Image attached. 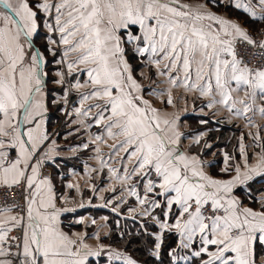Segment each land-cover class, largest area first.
Returning a JSON list of instances; mask_svg holds the SVG:
<instances>
[{"label":"snow or ice","instance_id":"snow-or-ice-1","mask_svg":"<svg viewBox=\"0 0 264 264\" xmlns=\"http://www.w3.org/2000/svg\"><path fill=\"white\" fill-rule=\"evenodd\" d=\"M258 2L264 9V0ZM228 3L252 19L264 21V12L258 16L250 2ZM39 12L51 18L52 22L45 21L49 31H58L60 43L69 46L63 55L78 54L67 64L68 72L86 66L93 90L82 95V102L92 98L104 101L103 107L76 108V114L87 117L93 107L100 109L96 124L106 121L108 137H122L112 145L114 152L122 149L129 160L135 159L131 173L125 166L123 176L109 168L113 177L125 182L154 172L158 178L147 179L143 199L134 187L129 189L141 205L149 200L148 193L165 197V219L153 216L159 231L147 233L155 237L150 255L159 260L164 233L175 232L178 248L189 254L180 255L178 248H172L168 252L171 264H192L193 258L203 255L207 259H201L200 264H257L256 246L264 247V210L241 207L232 193L254 174L264 175V144L258 145L262 152L255 166L247 163L241 145L246 171L237 166L236 175L228 180L208 175L199 156L181 144L180 117L162 114L144 99L125 46L130 45L134 55L146 57L173 88L196 92L207 98L204 107L220 106L259 129L248 114L264 117V38L256 40L239 23L204 5L193 9L181 0H37L34 7L28 0H0V186L23 187L26 201L24 215H7L12 209L0 208V264H89L90 257H100L106 251L103 244L93 247L83 235L74 239L60 228L61 212L72 209L57 208L50 179L39 178L41 165L55 150L53 141L40 154L49 136L42 127L48 111L46 73L41 70L44 57L33 50ZM241 48L256 50L259 58L246 57ZM56 75L55 83L62 84L64 73ZM166 103L175 107L171 90ZM254 139L260 140L259 130ZM102 140L97 135L93 143ZM194 143L200 144L199 135ZM228 159L226 156V164ZM149 202L153 208L161 207L157 200ZM174 205L179 213L174 223H168ZM142 215L150 213L145 210ZM15 230L21 235H12ZM197 237L201 246L195 250ZM107 255L123 264H138L114 249L107 250Z\"/></svg>","mask_w":264,"mask_h":264},{"label":"crops","instance_id":"crops-1","mask_svg":"<svg viewBox=\"0 0 264 264\" xmlns=\"http://www.w3.org/2000/svg\"><path fill=\"white\" fill-rule=\"evenodd\" d=\"M224 1L228 3V0H224ZM181 2L184 4L191 5L193 9H195L200 5H204L207 10L215 13L216 15L235 21L239 23L246 30L249 29L245 25L244 20L231 18L225 12L215 11V9H213V7L210 5V2H207V0H203L202 2L199 3H193L182 0ZM241 2H250L254 7V10L256 11L258 16L262 12H264V9H262L259 6L258 0H241ZM248 16L251 17L250 15ZM45 18H50V17L45 16ZM255 21L263 22L261 20H255ZM45 28L48 29L47 27ZM262 28H264V25H262ZM53 34L55 35L54 37H49L50 45H51L50 47L57 49L59 53V59L56 63H54L56 68L58 67V69L54 70L52 74L55 78L59 79L56 73L58 71L64 73V77H63L64 82L62 84H58L54 82L53 85L54 86L65 85L67 91L66 93L67 103L71 102V97L73 95L75 100L74 107L71 109L67 106L66 103V108L64 109L65 111L64 116L68 121L67 129L69 130L68 131L69 133L63 137L62 141L61 140L59 141L56 135L58 128L57 127H53L51 129L48 128L50 108L48 106V100H47L48 99V92L46 88L47 76L46 75L44 76V80H45L44 99L48 111L44 116L42 127L47 131L49 140L45 142V145L41 149V151L46 147L48 148V146L52 145V142L55 141V144L53 145L55 150L50 152L51 163L49 167L50 169L48 170L50 173V176L48 178L50 179L53 186V194L55 197L56 207L59 209H64V208L72 209V211L61 212V215L59 217V222H60L59 226L64 232L68 233L74 239L77 238V234L83 235L85 241L93 247L103 244L106 248V251L100 257L107 256V250H110L112 248L105 242V239L108 237L110 232V228L108 226L105 217L104 218L102 217L98 220H94L93 217L89 215L80 218L78 217L71 218L70 221L67 222L68 226L69 225L71 226L73 224H79L82 225L84 228L82 230H73L72 232H69L67 230V226L64 225L66 224L64 217L68 215H74L79 210L86 208L105 209L111 212L113 211V208L118 210L117 204H121V203L123 204L125 201H128L130 198H133L137 202V204L134 205L131 209H135V211H130L131 210L130 209L128 211L127 216L130 218H135L136 216L144 217L142 213L145 210H148L150 215H147L145 217H151L153 220V216L158 217L156 214V210L163 209V214L165 211H167L165 197L155 196L152 193H148L147 195L149 197V200H145V203L141 205L137 197L132 196L129 193V189L134 187L139 197L143 199L145 197L144 186L147 183V179L158 181V178L156 177L154 172L151 173V175L148 177L132 176L131 179L125 182H121L117 180L115 177H113L112 173L109 171V168L117 169L118 174L120 176H123L125 174L124 173L125 166L127 167L128 172L131 173L132 167L135 164V159L133 158L132 160H129L127 154L122 149L119 151L118 154L114 152L112 145L118 144L119 140H121L122 137H117L116 139L109 138L105 128L106 121L102 122L99 125L96 124L95 122L97 119L96 114L97 112L100 111V109L93 107L87 117L83 116L82 114L81 115L76 114L75 111L76 108H82L83 111H86L89 108V105L100 104L103 107L104 101L92 98L82 102V95L89 94L93 90V86L89 83V77L87 75V72L84 70L86 66L78 65L74 67L71 73H69L67 69V64L74 61L78 54L69 53V55L65 57L63 53L69 46L60 43L61 36L58 31H51L50 35L52 36ZM52 41H55V43H52ZM33 50L42 53L40 49L34 44V42H33ZM53 53H55V51L52 52V55ZM140 58L142 60V68L137 73V76L134 73V71H133V75L137 79V81L143 86L142 95L144 99H147L152 106L158 108L162 114L164 113H167L169 115L176 114L180 117L178 121V126H179V130L184 134L183 137L181 138V144L186 150L190 151V154L195 155L191 152L190 148L192 144H194V140L197 137V135L191 134L188 122L185 119L190 116H214V120L218 119L230 125L236 123L237 125H240L242 127V134L240 136V141L237 150L238 152L241 153V145L243 144L244 153L246 154V158H247V163L252 166H255L257 164V161L259 159V154L262 151L256 152L255 150L256 139L254 140V137L256 136L258 130H259V136H262V133H264L263 131L264 117H261L259 113L248 114L249 116L252 117L253 124H255V122L260 121L259 124H257L259 126V129H257V127H253L252 124H250L247 119L243 117H236L233 114L228 113L226 109L221 108L220 106H217L216 108H212V109L206 108L204 107V105L207 103V98H201L198 93L186 91L183 87L173 88L168 83V78L166 76H160L157 74L156 67L150 64L146 57H140ZM45 65H46V59L44 57V62L41 65V70L44 73H46ZM71 79H73V81H71ZM77 83L83 86L77 88L75 87ZM153 90H155V93ZM169 90H171L175 107H173L172 105H168L166 103ZM240 95L243 96V93H240ZM60 101H62V98L56 101V103H59ZM65 102H66V98H65ZM259 103L260 101H257V104ZM108 114L109 113L106 112L105 116H107ZM97 135H100L103 138V140L95 141V143H93ZM84 144H88V147L83 148ZM97 148L100 149L99 152L96 151ZM82 152H87V157L84 161V164H82L83 169L81 171L77 166L72 164L69 167L68 171L66 172L64 171V176L63 175L61 176L59 173L55 172L54 168L51 166V164L53 166L58 164L59 166L58 162L60 163L63 162L66 165H68V162H66L68 161V159L76 158L80 156ZM12 155L14 156L15 153L13 152ZM241 159H242L241 162L237 166H239L241 168V171L244 172L246 171L244 167L245 165L244 154H242ZM200 160L203 162L204 171L215 179L228 180L236 175V172L233 171L231 175L227 178L214 177L210 173L209 163H207L201 158ZM101 161H103L104 163L102 164ZM258 176L260 175L254 174L251 180L247 181L245 184L237 185L234 188L232 195L237 198V200L240 202L241 207L252 208L242 202V199L239 195H237L236 190L240 187L245 188L247 184H249L253 179H255ZM39 178H43L42 168H40ZM68 185H73V187H68ZM156 191H159V189H156ZM152 199L159 201L161 207L159 208L151 207L149 201ZM109 201H111V203H108ZM252 209L256 211L261 210L257 208H252ZM172 213H174V219L171 223H174L176 216L179 213V209L175 205L173 206L171 213L167 217L168 223H170V221L168 220ZM7 215H17V213L14 210H12L10 213H7ZM93 220L95 221V223H93ZM79 221H83V223H80ZM91 226H95V231L93 233H88L87 228ZM97 236L99 237L98 239L96 238ZM195 244H196L195 250H198L199 247L201 246L198 237H197V242ZM210 250H215V246H210ZM178 251L180 255L189 254V251L185 249L178 248ZM100 257H90L89 260ZM116 261H120V260H116ZM257 264H264V256L258 258Z\"/></svg>","mask_w":264,"mask_h":264},{"label":"trees","instance_id":"trees-1","mask_svg":"<svg viewBox=\"0 0 264 264\" xmlns=\"http://www.w3.org/2000/svg\"><path fill=\"white\" fill-rule=\"evenodd\" d=\"M189 1L193 3H199L203 0H182ZM210 5L218 12H225L231 18H237L244 20L245 25L251 30H259L264 25L263 22H258L249 17L246 13L241 10H237L234 7L229 6L223 0H207ZM40 16L38 15V19ZM135 31V29H133ZM34 44L40 49L46 59L45 72H46V85L48 92V106L50 108V117L48 119V128L57 127L56 132L57 139L62 141L63 137L68 134L67 129L68 121L66 120L64 114V109L67 103V93L65 85L54 86L53 83L57 80L53 76V71L58 69L55 64L59 59V53L57 49L50 47V40L48 35H42L38 33L34 39ZM128 49V59L129 63L133 67V71L137 76V73L142 68V60L140 57L134 55L131 51L130 45H126ZM52 55V52H54ZM73 81V79H71ZM56 87V88H55ZM74 96V95H73ZM71 97V102L67 103V106L71 109L74 107V97ZM62 101L56 103L59 99ZM66 98V102H65ZM191 134H196L200 136V144H192L190 150L193 154L198 155L201 159L209 163L210 173L214 177L227 178L231 175L237 165L241 162L242 154L238 152V145L240 141V136L242 134V127L236 123L233 125L224 123L221 120H214V116H190L186 118ZM201 121H207V123H201ZM260 121L255 122V125L259 124ZM264 131V130H263ZM264 133L260 136V140H255V150L256 152H261L262 149L259 144H264ZM209 145L210 147H206ZM229 157L227 164L225 163V157ZM87 157V152H82L80 156L68 159V165L63 162H58L55 166L51 164L55 172L64 176V171H68L69 167L74 164L81 171L82 164ZM64 161V162H65ZM63 163V165H62ZM228 168L226 172L223 169ZM237 195L242 199V202L252 208L261 209V205L264 204V175H260L253 179L245 188H238L236 190ZM89 195V194H88ZM137 202L130 198L123 204H117L118 210L108 211L105 209L97 208H86L79 210L74 215H68L64 217L66 221L64 224L67 226V230L72 232L73 230L84 229L82 225L73 224L67 225V222L71 218H80L86 215L93 217L94 220L100 218H106L110 232L108 237L105 239L106 244L111 248H114L120 252L125 253L127 256L135 259L138 264H171V258L168 256V252L172 248H178L179 236L175 232H165L164 242L161 248V257L157 260L155 257L150 255L153 250V244L155 237L148 235L147 233H156L159 231L158 225L152 220L151 217H139L135 218L128 217V211L136 205ZM158 218L163 221V209L156 210ZM174 219V213L169 217L170 223ZM88 229V233H93L95 231V226H91ZM194 249H196V244H194ZM256 253L258 258L264 256V247L260 245L256 246ZM207 258L203 255L201 258H193L192 264H200L201 259ZM89 264H108L105 256L90 259ZM110 264V263H109ZM111 264H123V261H113Z\"/></svg>","mask_w":264,"mask_h":264},{"label":"built area","instance_id":"built-area-1","mask_svg":"<svg viewBox=\"0 0 264 264\" xmlns=\"http://www.w3.org/2000/svg\"><path fill=\"white\" fill-rule=\"evenodd\" d=\"M249 34L256 40H260L261 38H264V28H261L259 30H251L247 29ZM241 52L246 56V57H256L257 59L259 58V54L256 50L250 49V48H241ZM255 59L253 60V63H255ZM48 148H44L41 151V155L45 151H47ZM50 153L49 157L46 158L45 163L41 165L42 168V177H49V167H50ZM25 197V191L23 187H14V188H7L4 186H0V208L3 207H8L14 210L17 215H24L25 214V209H26V201L24 199ZM12 235H21L19 230H15ZM13 251H16L15 248H13Z\"/></svg>","mask_w":264,"mask_h":264},{"label":"rangeland","instance_id":"rangeland-1","mask_svg":"<svg viewBox=\"0 0 264 264\" xmlns=\"http://www.w3.org/2000/svg\"><path fill=\"white\" fill-rule=\"evenodd\" d=\"M30 2V5L31 6H35L37 0H28ZM38 15L40 16V18L38 19V24H39V29H38V33H42V35H48L49 37H54L55 35L53 34L52 36L50 35V31L48 29H46L45 27V21H50L51 22V19L50 18H45V16H47L46 14H44L43 12H39ZM56 88V87H55ZM113 249V248H112ZM115 250V249H114ZM118 251V250H117ZM103 257V256H102ZM105 258L107 259L108 261V264L112 263L113 261L115 262L116 259H109L108 255L105 256Z\"/></svg>","mask_w":264,"mask_h":264}]
</instances>
